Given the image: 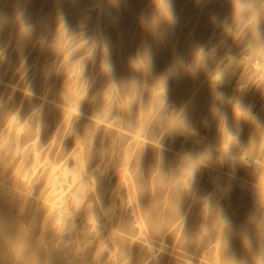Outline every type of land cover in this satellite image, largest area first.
Masks as SVG:
<instances>
[{
  "label": "bare ground",
  "instance_id": "6f19581e",
  "mask_svg": "<svg viewBox=\"0 0 264 264\" xmlns=\"http://www.w3.org/2000/svg\"><path fill=\"white\" fill-rule=\"evenodd\" d=\"M47 1H0V49L3 33L18 40L16 51L10 54L7 50V58L5 52L2 57L8 70L19 58L24 60L25 47L42 40L41 34L57 31L53 21L57 10L69 7L70 17L76 20L70 28L67 24L68 31L63 28L65 35L74 33L76 25L93 26L85 36L94 37L91 44L97 46V52L89 45L94 58L97 55L94 60L101 58L95 61L98 67L92 61L87 66L90 70L85 66V71L92 77L88 80L97 83L94 86L87 80L94 86L86 83L92 89L88 91V87V92H78L68 79L64 83L54 65L45 66L49 52L42 59L38 55L44 41L41 46L35 42L40 48L36 46L33 57L37 53L40 62H30L36 63L32 68L35 81L29 85L23 81L24 88L20 84L22 90L25 85L32 86L28 87L31 95L24 92L25 99L23 93L16 97L22 98L20 101H15L14 94L9 98L5 92L3 96V90L19 91V83L13 85L18 73L12 78L8 73L14 69L7 72L8 65L6 70L0 68V259L5 264H200L201 258L208 264H264V115L253 116L257 107L252 104L259 97L248 94L253 98L250 103L240 84L231 86L228 74L220 75L211 58L201 57L199 52V60L194 59L204 39L196 35L186 42L181 37L180 21L188 9L180 11L179 23L175 19L185 0H147L146 7L143 0ZM209 1L214 2L211 12L221 15H217L219 21L230 15L237 20L238 29L248 26L249 35L244 28L242 45L249 47L247 60L254 61L264 75V0L195 3L201 7ZM44 3H48L46 7ZM95 4H99L96 11H85ZM44 29L47 31L41 33ZM92 66L100 72L97 81L92 80L98 72L92 74ZM44 83L54 86L50 91L45 88L48 95L40 92ZM79 85L85 87V83ZM110 97L115 102L107 103ZM9 99H14V108L6 106ZM16 104L22 107L18 109ZM173 105H177L176 111ZM28 114L37 116L34 124L29 125L34 119L25 120ZM18 115L20 122L14 121ZM248 118L249 128L245 126ZM23 121L27 125H21ZM61 121H66L69 129L62 127ZM104 121L105 125L111 122L104 125L106 131ZM49 122L60 123L63 137L74 135L68 136L71 144L70 140L60 144L62 148L69 144L63 150L59 144L61 151L53 150L59 153L57 158L54 153L53 157L45 155L46 149L41 151L56 137ZM114 150L117 156L112 154ZM18 155L23 164L18 163ZM42 155L47 157L46 163ZM105 155L109 164L105 166L104 161L103 166ZM120 165L124 168L122 180L117 183L118 175L115 185H109L106 175H113L111 171ZM94 166L101 169L99 176ZM118 171L116 174L121 173ZM30 190L35 198H29ZM128 202L131 207L126 210ZM165 243L174 250L166 254ZM159 250L162 253L158 254Z\"/></svg>",
  "mask_w": 264,
  "mask_h": 264
},
{
  "label": "rangeland",
  "instance_id": "374dc122",
  "mask_svg": "<svg viewBox=\"0 0 264 264\" xmlns=\"http://www.w3.org/2000/svg\"><path fill=\"white\" fill-rule=\"evenodd\" d=\"M1 1V0H0ZM29 1V0H28ZM49 1V0H48ZM47 1V2H48ZM49 3V2H48ZM48 3H44L45 5V7H46V5L48 4ZM143 3L145 4V7L147 6V0H143ZM213 1H209V2H207V3H205L203 6H198L197 5V3H195V0H185V2L183 3V6L179 9V11L176 13V17H178V18H176L175 20H177V23H179L178 21L180 20V18H179V16L178 15H180L181 13H180V11H182V10H185V9H188V15L186 16V18L185 19H182L183 21H180V22H182L181 23V30H183L182 31V33H183V35H181V37L183 36V38H184V41L186 40V42L187 41H192V40H194V37L197 35V36H200V35H202V38L204 39V40H202L203 42L201 43V47L200 48H198L199 49V51H198V49L196 50V52H194V53H196V56H194V59H196V60H199V58L200 57H198L197 58V56H199V55H197V54H199V52H200V55H202L201 57H205V58H211L212 59V63L214 64V67H215V69L217 70V72L218 73H220V75H225V74H228V79H229V84L231 85V86H236V84H240V88L242 89V91H243V93H245L244 95H243V97H245L244 99H246V96H248V94L249 95H251L250 97H252V96H256V97H259V98H251V100L253 99V101H255L254 103H253V101H252V104H253V107H254V109L257 107V111L256 110H253V113L255 112V115H253V116H257L258 118H260V117H262L263 115H264V75H261L260 74V71L258 70V69H256L255 68V63H254V61H248L247 60V58H248V56H246L247 55V51H248V49H249V47L248 46H243L242 45V41H244V40H246V34H247V36L249 35L248 33H249V31H248V33H247V30L248 29H246V24H245V26H243L246 30H245V33L246 34H244V32H243V30H244V28L243 29H238V27H236V22H237V20H235V21H233L234 20V18L233 19H230L231 17H233V16H230L229 15V17L227 16L226 18L225 17H221L223 20H224V22H222L223 20L221 19L220 21L218 20L219 18L217 17V15H220V14H216V15H214V12L212 13L211 11H212V9H211V6L213 5ZM42 5H43V3H42ZM223 5V4H222ZM44 6H43V9H44ZM224 6V5H223ZM40 7H41V5H40ZM99 7V4H95L94 6H89V7H87L86 8V12L87 11H89L90 13L91 12H94V11H96L97 9L96 8H98ZM42 8V7H41ZM61 10H57V15L55 16V18H54V23L56 24V26H57V31H53V32H48L47 30H45L44 29V31L43 32H41V31H39V34H41V33H45V31H47L45 34H49L48 35V37H47V35H45V34H41V37L42 36H44L43 38H42V40L41 39H37L36 37L38 36V35H35V38L37 39V40H35L33 43H34V46L33 45H30L29 47H31V48H27V47H25V49H24V51L26 50V52H25V54H24V52L22 53V55L23 56H21V58L23 57V59L24 60H21L20 61V58H19V61H20V65L18 66V63H19V61H17V62H15V64L18 66V68H17V66H16V70H15V64L13 63V66H12V64H11V67H12V70L14 71H12L11 70V68H9L10 70H8V67H9V65L8 64H6V60H4L2 57L4 56V52H5V57H6V55L8 54V52H6L7 50L9 51V50H11L10 51V54H11V52H15L16 50H15V46H17V44H16V42L18 41L17 39H16V41L15 40H13V38H11V35L9 36V34H7L6 33V36H5V33H3V39H4V41H3V48L2 49H0V60H1V58H2V60L0 61V65H1V63L2 62H4L5 64H3L2 63V65L0 66V68L1 67H4L5 68V66L6 65H8V66H6V68H7V70H6V68H5V70L8 72H10V71H12V72H10V73H8L9 75L11 74V76H12V78H14V76L18 73V75L20 76L19 78H18V75H16L17 76V80H16V78H15V81H16V83L13 81V85H15L16 84V87H18L17 85V83H19V87L17 88L19 91H16V92H11V93H9L8 91H6V90H3L4 91V94H3V96L4 95H6L5 94V92H7V94H9V98H11V97H13V96H11L12 94H14V99H15V101H20V100H22V98L23 97H27L26 96V94H24V92H26L27 93V95H28V93H30L31 92V89H29L28 87H32V86H28L29 84H31V82H33V81H35V79H36V76H34V75H36V74H34V70L32 71V68L34 69V65L36 64H32V63H30L31 61L33 62V61H35V60H37V61H39L40 62V59H39V57L37 58V53H36V56H34L33 57V55H35L34 53L36 52V46L37 45H35V42H36V44L38 43L39 45L44 41V43H43V47L41 46V48L43 49V51H42V49H40L41 51H40V53L38 54L39 56H40V58L42 59V57L41 56H43V54H47L48 55V52H49V58H48V60L46 59V61L48 62V63H46L45 64V66L47 65V64H49V66H50V68H51V66H55L56 68H54L53 69V67H52V73H54V75L57 73L56 71H58L59 70V73L58 74H60L61 76L62 75H65V77H62L61 78V76L60 77H58L59 79H61V80H63L64 81V83H65V80L66 79H68L69 81H70V83H71V85H74L73 87L75 88H77V90H78V92L79 91H86L87 89H88V87L90 88V86H91V88L93 87V89H94V86H95V84L97 83V82H93V81H91V80H88V78H92L91 76H90V74L88 75L87 73H86V71H85V66L87 67L88 65H91L92 64V61H93V64L92 65H94V67H95V64L97 65V67L99 66V64H97L98 62H99V60H100V58H101V55L99 54V53H96V54H98V57H99V55H100V58H97V60H98V62H97V60H94V59H96V56H95V58H94V53L95 52H97V50L96 49H98V48H95V47H97V46H95L94 47V45L93 44H91V40H92V37H91V35H90V37H87V36H85L86 35V33L88 32L89 33V31L92 29V27H91V23H83V24H81V25H76L77 26V28H76V30H74V33H71V32H69L70 34H66L65 35V29H63L64 27L66 28V26H67V24H68V26L67 27H69L70 28V24L72 25L73 24V21L74 20H76V18H71L70 17V15H69V11H70V8L69 7H64V8H60ZM93 9H94V11H93ZM96 9V10H95ZM39 10V9H38ZM26 11V9L23 11L24 13H26L25 12ZM41 11V10H40ZM39 11V12H40ZM52 10H49V12H51ZM38 12V13H39ZM48 12V11H47ZM88 12V13H89ZM24 13H22V15H24ZM41 13V12H40ZM59 13V14H58ZM180 13V14H179ZM47 14L49 15V13H46L45 15L47 16ZM50 15H52V12H51V14ZM58 16V17H57ZM181 16V15H180ZM221 16V15H220ZM240 17V16H239ZM239 17H237V18H239ZM240 20H241V18H239ZM233 21V24H232V22H230L231 24H227L229 21ZM173 23H176V21L174 22V21H172ZM227 22V23H226ZM235 22V23H234ZM250 22V21H249ZM248 22V23H249ZM240 23V22H239ZM254 21H253V25H254ZM75 24V23H74ZM250 24H252V21H251V23ZM31 26V25H30ZM137 26V25H136ZM72 27V26H71ZM73 27H75V25L73 26ZM248 27V26H247ZM180 28V27H179ZM239 28H241V27H239ZM1 29V28H0ZM67 30L66 31H68L69 29L68 28H66ZM36 29H34V31H35ZM63 30H64V32H63ZM251 31H252V29H251ZM41 32V33H40ZM91 32V31H90ZM263 32H264V29H263ZM35 33V32H34ZM68 33V32H67ZM35 34H38V32L37 33H35ZM244 34V35H243ZM8 35V36H7ZM251 35V34H250ZM13 36V35H12ZM204 36V37H203ZM40 37V36H39ZM201 37V36H200ZM250 37V36H249ZM248 37V38H249ZM16 38V37H15ZM45 38H46V40H45ZM94 38V37H93ZM182 38V39H183ZM44 39V40H43ZM181 39V41H183ZM236 40H237V42H236ZM248 40V39H247ZM42 41V42H41ZM52 41H54L53 43H55L54 45L51 43ZM186 42H184V43H186ZM235 42V43H234ZM181 43V42H180ZM234 43V45L232 46V47H230L232 44ZM200 44V43H199ZM89 45H93V47H94V49H95V52H94V50L93 49H91L90 48V46ZM32 46H33V48H32ZM51 46H54L53 48L51 47ZM37 47H39V46H37ZM52 48V50L51 49H49V48ZM40 48V47H39ZM38 48V49H39ZM55 48V49H54ZM16 49H17V47H16ZM81 51V52H80ZM102 50H100V52H101ZM47 52V53H46ZM78 52H80L81 53V55H79V53ZM99 52V51H98ZM7 53V54H6ZM77 54H78V57H77ZM83 54V55H82ZM193 54V53H192ZM194 55V54H193ZM45 56V55H44ZM81 56V57H80ZM45 57H47V56H45ZM77 57V58H76ZM7 58V57H6ZM36 58V59H35ZM76 58V59H75ZM205 58H201V59H205ZM78 59V60H77ZM8 61V60H7ZM23 61V62H22ZM45 61V62H46ZM78 61V62H77ZM95 61L97 62V63H95ZM36 62V61H35ZM91 62V63H90ZM38 63V62H37ZM4 65V66H3ZM37 66V65H36ZM47 68H48V66H46ZM97 67H96V69H97ZM88 68V67H87ZM86 68V70L88 71V69L90 70V68H88L87 69ZM92 68H93V66H92ZM91 68V71H93L92 72V74L94 73V72H96L97 70L95 69V68H93L92 69ZM55 69H56V71H55ZM94 70H96V71H94ZM4 72V73H7V72ZM51 71V70H50ZM54 71V72H53ZM90 71V72H91ZM32 72V73H31ZM37 72V71H36ZM39 72V71H38ZM13 73V74H12ZM52 73L51 74H49V75H52ZM99 73V74H98ZM21 74V75H20ZM33 74V75H32ZM91 74V75H92ZM5 76H7L6 74H4ZM40 75V74H39ZM48 75V74H47ZM47 75H46V80H49V79H47ZM66 75H67V77H66ZM94 75L95 76H93V79L92 80H94V81H97L98 80V78L97 77H99V75H100V72H99V70H98V72H97V74L96 73H94ZM11 76H10V79L8 78L7 80L8 81H10L12 78H11ZM15 76V77H16ZM37 76H38V74H37ZM59 76V75H58ZM89 76V77H88ZM39 77V76H38ZM6 78V77H5ZM48 78H49V76H48ZM28 80V81H27ZM66 81L68 84H69V81ZM91 83V84H94V86L93 85H91V84H89V82ZM23 81H24V83L26 84L27 82H29L28 83V85H25V90H22V87L24 88V84H23ZM87 81V82H86ZM44 82V81H43ZM46 82V81H45ZM82 82H84L85 83V85H84V83H82ZM48 84H50L49 83V81L47 82ZM45 84L46 86H42L41 87V89H43V90H41L40 89V92L42 91V93H45L44 91H45V88H48V89H46V91H50V89H51V87L53 86H47L48 84ZM79 83H80V85H84L85 87H78V85H79ZM86 83H88L90 86H88V84L86 85ZM20 84H22V87L20 88ZM33 84V83H32ZM43 84V83H42ZM41 84V85H42ZM78 84V85H77ZM55 85V84H54ZM70 85V84H69ZM70 85V86H71ZM79 85V86H80ZM27 86V87H26ZM87 86V87H86ZM11 87H13V86H11ZM11 87H9L10 89H11ZM54 87V86H53ZM53 87H52V89H53ZM79 88H81V89H79ZM88 89V91H90V90H92V89ZM13 89V88H12ZM15 90H16V88H14ZM84 89V90H83ZM28 90H30V92H28ZM245 90V91H244ZM88 91H86V92H88ZM2 92V91H1ZM17 92H19V95H18V93ZM20 93H23V96H22V98L20 99V100H16L17 98L16 97H21V94ZM49 94V92H46L45 94H43V95H46V94ZM1 94V95H2ZM11 94V95H10ZM16 94V95H15ZM47 94V95H48ZM18 95V96H17ZM25 95V96H24ZM30 95H31V93H30ZM32 95H33V93H32ZM38 95H40V94H38ZM38 95H36L37 97H38ZM246 95V96H245ZM3 96H0V97H3ZM35 96V97H36ZM40 96H42V95H40ZM40 96L38 97V98H40ZM42 97H46V96H42ZM250 97L248 96V99H249V101H250V103H251V100H250ZM4 98H6V97H4ZM2 99V98H1ZM13 99V100H14ZM23 99H25V98H23ZM28 98H26V100H27ZM42 99V98H41ZM110 100L108 101L107 100V103H113V102H115V100H113V97L111 98H109ZM247 99V100H248ZM262 99V100H261ZM13 100H10L9 99V101H11V103L9 102V104L8 105H6V106H11V108H14V107H12V106H15V104H14V102H13ZM25 100V101H26ZM258 100H260V101H258ZM8 101V100H7ZM6 100H5V103L7 102ZM25 101H24V103H23V101H21L22 102V104H24L25 105ZM249 101H247V102H249ZM47 102H48V100H47ZM50 102H52L51 100H50ZM50 102H48V103H50ZM3 103H4V101H3ZM14 105H13V104ZM18 103V102H17ZM21 103H20V105H22ZM260 104V105H259ZM17 105V107H18V105L19 104H16ZM248 105H249V103H248ZM251 105V104H250ZM248 106V107H252V106ZM260 106V107H259ZM22 107V106H21ZM20 107V108H21ZM173 107H174V109H173V111H176L177 109H178V107H177V105H173ZM252 107V108H253ZM19 107H18V109H20ZM251 108V109H252ZM260 108V109H259ZM250 108H248V110H249ZM263 110V111H262ZM19 111V110H18ZM17 112V111H16ZM110 112V111H109ZM107 113V116L109 115V117H111L110 115H111V112L110 113ZM32 113V112H31ZM33 114H35L36 115V113H33ZM20 115H18V117H19ZM28 116H31L30 114H28L25 118H27V119H25V120H29L31 117H28ZM21 117V116H20ZM14 118V121L16 120V122H17V120L20 122V121H22V117L21 118ZM87 118H88V116H87ZM90 118V117H89ZM88 118V119H89ZM255 119L254 120H256L257 118L256 117H254ZM21 119V120H20ZM31 119H34V121L33 122H31L32 120H30V122H29V125H31L30 123H32V124H34V122H35V120L37 119V116H35V118H31ZM94 120V119H93ZM112 120V122L114 121H116V119L114 120V119H111ZM37 121V120H36ZM52 122H54V120H51ZM248 121V122H247ZM249 118L246 120V122H247V124H245V126L246 127H248L247 125H249ZM256 121H258V119L256 120ZM255 121V125L257 124V122ZM26 122V123H25ZM58 122V120H56V122L55 123H57ZM63 122V123H62ZM113 122V123H114ZM117 122V121H116ZM259 122V121H258ZM23 123H25L26 125H27V121H23L22 122V124L21 125H24ZM51 122H49V124H50ZM62 125V127H64V125H65V128H68V127H66V125H67V123H66V121H61L60 122ZM60 123H58V124H53L56 128H59V127H57V125L58 126H60ZM103 123H105V121L104 122H102V124ZM111 122H109V124H110ZM52 124V123H51ZM48 125V127H49V130H51V131H53L52 133L53 134H55L56 135V137H54L55 138V140H49V141H47L46 143H49L48 144V146H44V148L43 149H41V151H43L44 149H46V150H44V154L45 155H48V154H50V156H51V154L52 153H54V152H60L61 150H60V147H59V145L61 144V143H66V142H68L69 140H70V137L68 138V136L70 135L71 137L72 136H74V135H72L73 134V132L71 133V134H69L68 133V129H66V133H68L69 135H67L66 137H63V133L65 132V130L64 129H62V127L61 128H59V129H53V128H55V127H53V125ZM108 124V121H107V124L105 125V124H103V128H104V130L105 129H107V125H109ZM114 124H117V123H114ZM44 126H45V124H43ZM47 125V124H46ZM104 125L105 126H107V127H104ZM44 126H43V128H44ZM115 126V125H114ZM114 126H111V127H114ZM21 127V126H20ZM110 127V128H111ZM246 127H244L245 129H246ZM46 128V127H45ZM116 128H117V126H116ZM116 128L114 129V128H112L114 131L116 130ZM249 128V127H248ZM247 128V129H248ZM48 129V128H47ZM111 129V130H112ZM44 130H46V129H44ZM61 130H63V131H61ZM119 130V129H118ZM50 131V132H51ZM70 131V130H69ZM106 131V130H105ZM117 131V130H116ZM47 131H45L44 133H46ZM61 132H63V133H61ZM124 132V131H123ZM21 133H23L22 131H21ZM43 133V134H44ZM125 133V132H124ZM143 133V132H142ZM51 134V133H50ZM49 134V131H48V135H50ZM128 133L126 132V134L125 135H127ZM143 134H146L147 135V132L146 133H143ZM47 135V134H46ZM52 135V134H51ZM50 135V136H51ZM61 135H62V137H61ZM129 135H131V134H129ZM49 136V137H50ZM51 138H53V135H52V137H50V139ZM61 138V139H60ZM65 138V139H64ZM49 139V138H48ZM67 140V141H66ZM63 141V142H62ZM72 141H73V139H72ZM45 143V145H47ZM69 143V142H68ZM72 142H71V140H70V143L69 144H71ZM151 143V142H150ZM50 144H52V146L50 147V148H53V149H51L50 150V152L51 153H47V151H49L48 149H47V147L49 148V145ZM59 144V145H58ZM68 144V145H69ZM68 145H65V146H68ZM147 145H150L149 143H148V141H147ZM59 147V148H57V147ZM61 146V145H60ZM65 146H63V148H62V146H61V148H62V150L64 149V147ZM147 147V146H146ZM42 148V147H41ZM56 148V149H55ZM56 151H55V150ZM57 149L58 150H60V151H57ZM97 149V148H96ZM99 149V148H98ZM53 150H54V152H53ZM116 150V149H115ZM115 150L112 152V154L115 152ZM40 151V152H41ZM46 151V152H45ZM96 152H100V151H98V150H96ZM117 152V151H116ZM134 152L137 154L138 153V151H137V149L136 150H134ZM134 152H133V157H131V158H133L134 159V157H135V155H134ZM42 153V152H41ZM47 153V154H46ZM107 153V152H106ZM105 153V154H106ZM110 153V152H109ZM109 153L107 154V156L109 157ZM32 153H29V156H28V158L30 157V155H31ZM55 154V153H54ZM57 154H58V157H59V153H56L54 156H56V158H57ZM118 154H119V152H118ZM61 155V154H60ZM113 155H115V153L113 154ZM44 155H42V158H44V159H42V160H44V161H42L41 162V164L44 162V163H46L47 162V157H43ZM49 156V155H48ZM103 155H101V158H104V157H102ZM106 156V155H105ZM106 156V157H107ZM112 156V155H111ZM115 156H117V155H115ZM18 157H21V155H18ZM51 157H53V155L51 156ZM106 158V159H102L103 161V163L101 164V165H103L104 166V161L105 160H107L108 161V159L109 158ZM114 157V156H113ZM55 158V157H54ZM56 158H55V160H56ZM30 159V158H29ZM53 159V158H52ZM110 159H111V157H110ZM136 159V158H135ZM26 160V159H25ZM100 161H101V159H100ZM107 161H105V166H106V164L108 165L109 163L107 162ZM110 161V160H109ZM136 161H138L137 159H136ZM135 161V162H136ZM70 162V161H69ZM107 162V163H106ZM131 162H133V163H135L134 161H132L131 160ZM130 162V163H131ZM18 163H24L23 162V158L21 157V159L18 161ZM25 163H26V161H25ZM71 163V162H70ZM101 163V162H100ZM123 163V162H122ZM132 164V163H131ZM97 166L99 165V164H96ZM42 166H43V164H42ZM42 166H40L39 167V169L40 168H42ZM102 166V168H107V167H103ZM121 166V167H120ZM119 166V168H117V170L119 169V171H121V173H119V171H118V173L119 174H116L117 173V170L116 171H114V170H112L111 171V174H113V175H110V174H108V175H106V176H104L106 173H110V171H109V169H107V171H106V173L104 174V175H102V176H104L103 178H105L106 180H107V183L109 184V185H111L114 181H115V177L116 176H118V178L116 179L117 180V183H118V179L120 178V180H122L121 178H122V175H123V170H122V168H123V166L122 165H120ZM94 167H96V166H94ZM93 167V168H94ZM99 167H100V165H99ZM99 167H96V171L93 169V171H95V172H98V174L96 175V176H99L101 173H99V171L101 170ZM124 169V168H123ZM98 170V171H97ZM103 170V169H102ZM110 170H111V168H110ZM105 171V170H104ZM94 173V172H93ZM104 173V172H103ZM42 175V174H41ZM37 176V175H36ZM101 176V177H102ZM35 179L36 177H35V175L33 176V177H31V179ZM33 179V180H34ZM94 180V179H93ZM110 180L112 181L111 183H109L110 182ZM124 180V179H123ZM125 181V180H124ZM123 181V182H124ZM91 182H92V179H91ZM94 182H95V180H94ZM93 182V183H94ZM116 182V181H115ZM115 185V183H113V186ZM117 185V184H116ZM116 187V186H115ZM124 187H125V185H124ZM108 189H111L110 187L108 188ZM213 191H218V190H213ZM125 193H127L126 191H124ZM33 191L31 192V190H30V194H29V198H33L34 196H33ZM125 193H123V194H125ZM126 196H124V197H126L125 199L126 200H128L129 201V197H128V195L127 194H125ZM122 196V197H123ZM121 197V200L122 201H126L125 199H124V197L122 198ZM35 198V197H34ZM120 198V197H119ZM118 199V198H117ZM120 200V199H119ZM120 200V201H121ZM121 201V202H122ZM127 202V201H126ZM125 202V203H126ZM124 203V202H123ZM127 204L129 205L128 207L129 208H127ZM126 204V207H125V204H124V208H126V210L127 209H130V207H131V205L129 204V202ZM126 213V216H127V212H125ZM164 245V244H163ZM166 247H167V249L170 247V245L169 244H166L165 243V245H164V250L166 249ZM165 250V253L168 251H172V250H174V248L172 247V249H168V250ZM161 250H163V249H161ZM164 250H163V252H164ZM176 250V249H175ZM167 252V253H168ZM177 252H179L180 254H182L183 252L182 251H180V250H178L177 249ZM176 252V253H177ZM160 253H162L160 250L158 251V254H160ZM166 253V254H167ZM183 254H185V252L183 253ZM186 255V254H185ZM188 255V254H187ZM176 256V255H175ZM174 255H173V257H175ZM190 256V255H189ZM193 256H191V261L193 260L194 261V259L192 258ZM195 257V256H194ZM176 258V257H175ZM178 258V257H177ZM179 258H181V257H179ZM201 258V257H200ZM182 259V258H181ZM195 259H196V261H198L199 260V256H198V258L197 257H195ZM185 260V259H184ZM4 261V260H3ZM1 259H0V263L1 264H5V262H3ZM201 261V262H200ZM188 262H190V261H188ZM202 262H204L203 264H208L209 262H206L205 260H203L202 258H201V260H199V263L201 264ZM194 262H192V264H193ZM194 264H198V262H195Z\"/></svg>",
  "mask_w": 264,
  "mask_h": 264
}]
</instances>
